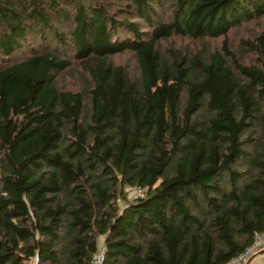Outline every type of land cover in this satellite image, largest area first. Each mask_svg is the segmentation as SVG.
<instances>
[{"label": "trees", "instance_id": "1", "mask_svg": "<svg viewBox=\"0 0 264 264\" xmlns=\"http://www.w3.org/2000/svg\"><path fill=\"white\" fill-rule=\"evenodd\" d=\"M263 230L264 0H0V264L101 237L102 264H224Z\"/></svg>", "mask_w": 264, "mask_h": 264}, {"label": "rangeland", "instance_id": "2", "mask_svg": "<svg viewBox=\"0 0 264 264\" xmlns=\"http://www.w3.org/2000/svg\"><path fill=\"white\" fill-rule=\"evenodd\" d=\"M260 25H261L260 20L257 22L253 21L251 23L243 24L240 28L231 31L230 36L228 37L231 47H234L233 49L243 48L241 46V39L254 35L256 32H258ZM172 41L173 42L172 43L170 42V44H173L174 46H181V47L186 46L189 49H194V50L201 48L202 46H204V44L210 49L213 50L218 49L220 48V43H221L220 40H208L207 42L205 41L203 42V41L190 40L188 38H182V39L175 38ZM124 61L127 63V60ZM74 81L75 78H73L72 76L64 75L60 81V84L67 88L72 86ZM118 202L119 204H121L123 202V199H120ZM31 264H35L34 259L31 261Z\"/></svg>", "mask_w": 264, "mask_h": 264}, {"label": "built area", "instance_id": "3", "mask_svg": "<svg viewBox=\"0 0 264 264\" xmlns=\"http://www.w3.org/2000/svg\"><path fill=\"white\" fill-rule=\"evenodd\" d=\"M126 197L129 200H138L144 196V188L141 186H126L125 187ZM262 247H264V230L263 231H255L253 233V239L251 244L239 255L228 260L224 264H245L248 258L259 251ZM105 254V244L103 242V238L99 242L98 249L95 252L92 264H102L104 261Z\"/></svg>", "mask_w": 264, "mask_h": 264}, {"label": "crops", "instance_id": "4", "mask_svg": "<svg viewBox=\"0 0 264 264\" xmlns=\"http://www.w3.org/2000/svg\"><path fill=\"white\" fill-rule=\"evenodd\" d=\"M263 248L264 247H262L261 249ZM249 264H264V254L257 256Z\"/></svg>", "mask_w": 264, "mask_h": 264}, {"label": "water", "instance_id": "5", "mask_svg": "<svg viewBox=\"0 0 264 264\" xmlns=\"http://www.w3.org/2000/svg\"><path fill=\"white\" fill-rule=\"evenodd\" d=\"M264 254V248L260 249L259 251H257L256 253H254L253 255H251L248 260L245 262V264H249L254 258H256L259 255Z\"/></svg>", "mask_w": 264, "mask_h": 264}]
</instances>
